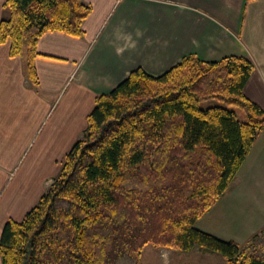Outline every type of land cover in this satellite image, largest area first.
<instances>
[{"label":"trees","instance_id":"trees-1","mask_svg":"<svg viewBox=\"0 0 264 264\" xmlns=\"http://www.w3.org/2000/svg\"><path fill=\"white\" fill-rule=\"evenodd\" d=\"M0 43L25 53L37 83L36 43L47 31L82 36L83 0H5ZM246 56L203 61L194 55L159 75L138 67L95 96L83 134L65 153L38 202L0 233L2 264H143L147 244L202 248L224 264H264V228L243 245L195 224L234 179L264 128V109L244 86ZM204 99L239 107L201 108Z\"/></svg>","mask_w":264,"mask_h":264},{"label":"crops","instance_id":"crops-1","mask_svg":"<svg viewBox=\"0 0 264 264\" xmlns=\"http://www.w3.org/2000/svg\"><path fill=\"white\" fill-rule=\"evenodd\" d=\"M83 1L91 11L82 36L47 31L38 38L36 84L27 76L25 53L10 56L9 44L0 43V233L8 219L20 220L38 202L57 175L86 128L95 96L135 68L159 75L187 55L203 61L246 56L254 69L243 92L264 109V0ZM4 2L0 19L9 15ZM196 225L239 245L264 228V128ZM181 252L163 254L170 260ZM185 253L225 263L204 249Z\"/></svg>","mask_w":264,"mask_h":264},{"label":"rangeland","instance_id":"rangeland-1","mask_svg":"<svg viewBox=\"0 0 264 264\" xmlns=\"http://www.w3.org/2000/svg\"><path fill=\"white\" fill-rule=\"evenodd\" d=\"M23 51L26 53V46H24ZM199 106L201 108H207L210 106H225L228 109L234 110L236 112L237 117L240 120L244 119V114L239 107L228 106L224 102L219 101L217 99L201 100L199 102ZM29 151H30V149L27 151V153ZM228 220H230V219H228ZM231 221L232 220H230V222ZM230 222H229V226L232 228L233 232L238 234L239 232L237 231V226L234 224L230 225ZM232 237L235 238L236 236H234V234H232ZM246 242H244L243 244H245ZM243 244H241V245H243ZM170 249L178 250V249L170 248V247H158V248H156V247H153L151 244H147L142 250L141 260H142L143 264H217L215 261H209V260L205 259V257H203L202 255H198V254H194V253H185V252L179 253L180 256L177 257V259L172 256L171 259L169 260V256L165 257L163 253L165 252V250H170ZM200 249H202V248H199V250ZM161 250H163L162 251L163 253L160 252ZM178 251H180V250H178Z\"/></svg>","mask_w":264,"mask_h":264}]
</instances>
